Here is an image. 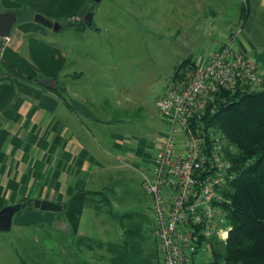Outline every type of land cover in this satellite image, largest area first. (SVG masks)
I'll list each match as a JSON object with an SVG mask.
<instances>
[{
  "label": "crops",
  "instance_id": "obj_1",
  "mask_svg": "<svg viewBox=\"0 0 264 264\" xmlns=\"http://www.w3.org/2000/svg\"><path fill=\"white\" fill-rule=\"evenodd\" d=\"M91 4L92 0H0L4 13L24 9L62 27L54 32L34 22L17 24L0 53V210L35 200L64 206L63 213L33 208L13 221L24 242L33 229L58 225L56 232L64 240L57 245L59 264H98L92 255L99 249L93 242L98 234L87 226L93 210L86 206L87 192L106 187L119 169L116 161H142L133 151L139 148L137 137L119 128L126 123L128 106L119 94L116 99L109 96L114 91L123 93L124 88L119 89L121 82L114 87L107 79L110 72L97 66L105 63L102 59L107 55L99 52L109 41L118 47L131 39L145 40L146 34L140 26L117 21L118 16L106 23L100 18L96 24ZM171 7L181 16L180 26L173 29L176 41L187 36L185 54H175V60H189L199 67L224 45L228 34H234V46L264 69V18L262 25L256 18L264 14V0H171ZM90 11L94 28L78 32L68 25ZM114 13L111 10L110 15ZM183 19L187 24L178 22ZM185 25L186 34L181 30ZM192 29H203V38L196 39L189 32ZM178 65L173 67L175 72ZM42 79L51 80L52 88L38 84ZM56 87L65 88V99L57 96ZM165 131L164 124L162 134ZM157 148L155 143L153 153ZM148 157L142 173L151 168L153 155ZM29 248L40 261L29 263L15 254L19 264H42L51 258L52 249L45 244L26 246L24 253ZM198 264H205L203 258Z\"/></svg>",
  "mask_w": 264,
  "mask_h": 264
},
{
  "label": "built area",
  "instance_id": "obj_2",
  "mask_svg": "<svg viewBox=\"0 0 264 264\" xmlns=\"http://www.w3.org/2000/svg\"><path fill=\"white\" fill-rule=\"evenodd\" d=\"M234 47V38H226L188 84L170 88L157 102L166 131L142 184L151 199L160 264H198L202 258L209 264L203 251L229 238L223 205L230 204L225 193L237 173L226 137L204 117L225 93L260 86L264 79L258 62Z\"/></svg>",
  "mask_w": 264,
  "mask_h": 264
},
{
  "label": "rangeland",
  "instance_id": "obj_3",
  "mask_svg": "<svg viewBox=\"0 0 264 264\" xmlns=\"http://www.w3.org/2000/svg\"><path fill=\"white\" fill-rule=\"evenodd\" d=\"M140 1L101 0L100 3H96L92 0L91 6L93 10L95 8L96 24L100 18L106 23L113 20L112 16H118L116 17L117 21L126 20L130 26L135 24V28L140 26V30L146 34L145 40L141 35L143 40L141 39L140 42L131 39V41H125L124 45L120 44L118 47L114 42L109 41L108 46L103 48L105 51L99 52L100 56L107 55L106 58L102 59L105 63L101 62L97 68L110 72L107 79L113 81L112 85L114 87L116 83L121 82L119 89L124 88L123 93L114 91L115 93L110 92L109 96L116 99L119 94L122 97L123 104L128 106L124 117L126 123L119 128L123 133L126 131L137 137L135 139L139 148H135L133 151L137 159H142V161H116L119 169L115 172L113 179L106 183V187L101 191L108 192L109 198L112 200L113 214L124 215V225L142 228L146 236L151 238L154 236L151 199L143 188L141 171L145 169V164L150 160L148 156H154L152 148H155V143L157 145V139L164 135L162 134L164 118L157 109V102L165 96L170 88L183 87L188 84L195 70L187 72L184 84L173 82V75H175L173 67L177 63L179 65L183 63L181 60H175L174 57L177 53L179 56L185 54L186 45L184 44L187 41V36L183 37L181 35L178 38L179 40L176 41L177 35L174 30L180 26L177 19L181 16L173 12L171 0H155V3L153 2L155 5L145 6L138 5L137 3H140ZM120 9H125V12H119ZM111 10L117 13L110 15ZM256 18L259 24L262 25L264 14H258ZM178 22L187 24L185 19ZM92 25H95V23L93 22ZM181 30H184L186 34V25ZM118 31L120 32V30ZM261 31L264 37V28ZM189 32L195 34L196 39L199 36L200 39L203 38V29L198 31L192 29ZM236 37L234 34H228L226 38H234L235 40ZM247 39L251 41L253 38L248 36ZM234 49L245 53L236 47ZM123 54L124 57L122 58L121 55ZM245 54L253 58L247 53ZM263 85L264 79L260 86L247 89L258 91ZM112 102L115 103L114 100ZM108 213L109 209L105 206L100 210L93 209L90 212L91 216L87 224L88 228L93 229L98 234V238L103 241H113L122 235V230L115 220L116 218L110 217ZM91 218L92 222L90 221ZM41 223L44 224L45 222ZM15 225L14 222L13 229L10 232H0L1 264H19L16 255L22 256L29 263L31 259L32 261H40L31 248H29L30 251L28 249L29 253H24V248L41 244H45L52 249L51 258L41 261V263L59 264L57 245L60 240H64L56 232L58 225L46 226V229L41 231L33 229L31 231L33 235L30 233L26 235L29 238L26 242L20 237L19 229ZM25 243H27L26 246ZM203 253L207 256L205 261L208 256L211 257V252L205 250ZM92 255L97 258L98 264H108L110 259V256L108 257L104 250L97 249ZM19 260L21 259L19 258Z\"/></svg>",
  "mask_w": 264,
  "mask_h": 264
},
{
  "label": "trees",
  "instance_id": "obj_4",
  "mask_svg": "<svg viewBox=\"0 0 264 264\" xmlns=\"http://www.w3.org/2000/svg\"><path fill=\"white\" fill-rule=\"evenodd\" d=\"M68 25L78 32L94 28V25L86 26L83 18ZM196 69L194 63L185 60L178 66L173 82L184 84L187 72ZM55 92L65 99L64 87H56ZM204 120L208 127L226 137L227 156L237 173V179L225 193L230 204L223 205L231 232L226 244L213 243L209 264H264V85L258 91L242 89L235 94L225 93ZM109 197L105 191H88L86 202L88 209L107 207L108 215L116 218L122 230L116 240H93L99 250L109 254L108 264H160L155 236L150 238L142 228L124 225V215L113 214ZM31 210L25 208L16 216ZM63 212L64 208L56 213Z\"/></svg>",
  "mask_w": 264,
  "mask_h": 264
},
{
  "label": "water",
  "instance_id": "obj_5",
  "mask_svg": "<svg viewBox=\"0 0 264 264\" xmlns=\"http://www.w3.org/2000/svg\"><path fill=\"white\" fill-rule=\"evenodd\" d=\"M101 0H94L96 3H100ZM93 11H90L85 17L84 22L86 26L91 27L93 24ZM34 22L36 24L42 25L46 28L58 32L61 30V25L59 23H54L51 20L45 18L42 15L35 14L33 12L21 9L16 12H2L0 10V53L4 46V39L9 38L11 32L15 25ZM44 88H52V81L48 79L38 80ZM37 209L45 212H59L62 210L63 206L60 204H54L48 201L35 200L27 201L26 203H19L15 205H10L2 210H0V232H10L13 227V221L16 214H18L23 209Z\"/></svg>",
  "mask_w": 264,
  "mask_h": 264
}]
</instances>
